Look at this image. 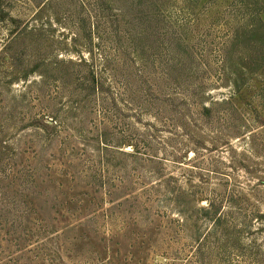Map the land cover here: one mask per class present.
Instances as JSON below:
<instances>
[{
	"label": "rangeland",
	"instance_id": "obj_1",
	"mask_svg": "<svg viewBox=\"0 0 264 264\" xmlns=\"http://www.w3.org/2000/svg\"><path fill=\"white\" fill-rule=\"evenodd\" d=\"M255 25L264 0H0V264H264ZM99 105L165 163L102 162ZM180 188L225 217L205 248L167 208Z\"/></svg>",
	"mask_w": 264,
	"mask_h": 264
},
{
	"label": "trees",
	"instance_id": "obj_2",
	"mask_svg": "<svg viewBox=\"0 0 264 264\" xmlns=\"http://www.w3.org/2000/svg\"><path fill=\"white\" fill-rule=\"evenodd\" d=\"M243 25H244V23H243ZM246 27L248 28L247 31H249V33L252 32L251 34H255V35L261 34L262 35L261 37L264 38V30L258 29L256 25H255V27H253V26H250V27L246 26ZM235 41L238 42L239 38L236 37ZM249 49H251V48L245 49L247 53L250 52ZM252 50L256 51L254 48H252ZM230 63H231L230 60H228L227 66H230ZM92 68L93 69L90 71V79L92 80V84H93L92 85V92H94V94H96V93L100 92L99 87H98L99 83L97 82V80H99V77L95 73L94 67H92ZM233 73H237V72L234 71ZM240 76H242L241 73L239 74L238 77H240ZM119 85L122 86L121 84H119ZM234 87H235V93H239V91L241 89V85H239V80H236L234 82ZM110 98H111V103L116 104L117 99L113 98V97H110ZM120 101L123 102V105L125 108H127V109L130 108V105H128L127 101H122L121 99H120ZM99 108H101L100 113L102 115L103 125L105 124L104 122H107L110 125H113L112 126L113 128H114V125L116 126L114 128V130H118L117 133L114 136H112L111 138L106 136L105 134H103V136H99L100 139H98V142H97L98 143V147H97L98 150H96V151L99 152V158L102 162H106V160L104 158V154L109 155V152L120 153L123 156H128V157L130 156L132 159L136 158V160L138 159V160L148 162V163H156L157 161H159V162L166 161L164 159H161L159 156H156V155L148 152L150 147L148 146L146 138L143 141H139L140 138H138L136 136H135V138L133 136H130V135L125 136L126 130H125V128H123V124L120 121H117L116 113L109 110L108 106L104 107V105H99ZM93 110H94V108H93ZM52 121H53L52 125L54 123L56 125H58L57 121L54 122V119ZM118 125H121L122 127L120 126V128H118ZM115 138L119 139L120 142H118V140H114ZM135 141H139V144L136 143ZM140 143H143V145H142L143 147L139 146ZM128 146H131L133 148V153L128 154V153L124 152V148L128 147ZM101 164H103V163H101ZM162 181L158 180L157 183H155V184H160V183H162ZM165 185L168 187L167 182L166 183L164 182L162 187H165ZM151 186H152V184H151ZM152 190H154V189H152ZM147 192L148 191H145V194ZM170 194L172 195V199H168L167 204L171 205L172 207L167 206V208H169L171 211H176L177 212L176 214H178L177 216L180 217L179 220H174V221L179 225V228L187 226V229H190L191 232L195 231L196 233H199V235H197V237H196V243L198 244L199 248L200 247H201V249L205 248L206 246L203 243L206 244V242L209 241V238L210 239L216 238L215 235L219 233L220 223H222L224 218H225L223 214H220L221 213L220 208L216 205L215 201H211L210 204L206 208L199 207L197 209H195V208L190 209V208L186 207V205H187V192L183 188H180L179 192H174V193H170ZM194 195L196 196L197 194H194ZM192 201L195 203L194 199H192ZM199 202H200V199H197L196 200V206H197V204L199 205ZM190 204H191V200H190ZM166 216L168 217L167 212L164 215V217H166ZM201 217H204L205 219L208 220V223L212 224V227L214 229L213 232H212V230H213L212 229V230H209L206 233H204L206 228H204V231H203L201 229V227L199 226V220L201 221ZM257 220H264V217H262V215L257 216ZM263 226H264V222H263ZM210 232H212V233L210 234ZM218 240H220V241L223 240V242H225L224 238L223 239L220 238ZM215 243H217V242H215Z\"/></svg>",
	"mask_w": 264,
	"mask_h": 264
}]
</instances>
